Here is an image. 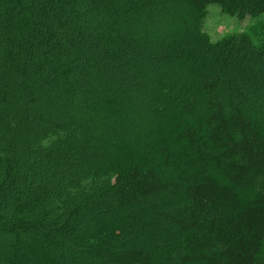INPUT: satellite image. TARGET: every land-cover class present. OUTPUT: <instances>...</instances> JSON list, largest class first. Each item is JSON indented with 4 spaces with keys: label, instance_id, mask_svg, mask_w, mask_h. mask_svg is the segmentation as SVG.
Listing matches in <instances>:
<instances>
[{
    "label": "trees",
    "instance_id": "1",
    "mask_svg": "<svg viewBox=\"0 0 264 264\" xmlns=\"http://www.w3.org/2000/svg\"><path fill=\"white\" fill-rule=\"evenodd\" d=\"M164 1L29 0V14L17 17L19 0H0V45L8 49L0 56V129L15 126L23 138L0 144V235L10 241L0 264H264V21L215 42L199 29L210 3L256 16L264 0H182L183 14ZM161 6L167 22L153 32ZM191 32L203 45L198 54L177 48ZM145 48L175 65L152 70L136 61ZM122 70L126 80L154 74L149 115L130 117L116 78ZM95 79L99 138L74 115L39 129L15 110L34 111L37 86L67 93ZM11 86L21 95L5 97ZM81 144L100 145L104 155L85 164L92 171L72 172L79 188L67 190V203L49 205L48 214L38 192L17 191L35 173L33 148L40 163Z\"/></svg>",
    "mask_w": 264,
    "mask_h": 264
},
{
    "label": "rangeland",
    "instance_id": "2",
    "mask_svg": "<svg viewBox=\"0 0 264 264\" xmlns=\"http://www.w3.org/2000/svg\"><path fill=\"white\" fill-rule=\"evenodd\" d=\"M7 1H9L10 3H15V1L17 0ZM19 2L21 4L20 8L22 9V12H14H17V17H19L20 14L24 15L25 17L30 12L29 0H19ZM183 3L184 2L182 0H167L164 1L163 4L169 7H171L172 5H176V7H174L175 12L177 14H183V10L186 11L187 8ZM4 10L5 9H1L0 11L3 12ZM167 16V11L164 10V6H161L158 13L155 14L153 19V21L155 22L154 27H152V30H154L153 32H157L159 29H161V26H163L167 22ZM261 21H264V13H261L256 16H252L250 14L230 15L228 13L223 12L218 4L210 3L206 8L205 16L202 17L199 22V29L202 33L207 34L211 41L215 42L229 34L238 33L241 31H249L252 25L257 24ZM9 29L12 30V26H10ZM188 36V41L186 40V38L178 40V51H180V47H182L183 45L187 49L186 54H188V52H191V54H198L200 51L203 50L202 43L198 39H196L194 32L189 33ZM7 50V46L5 44H1L0 56ZM167 51L172 52L173 50L171 51L167 49ZM203 52L206 53L205 58L209 59V52ZM134 58L136 61L139 60V58H142L147 64L152 66V70H155V68L162 70L161 66H163L164 69H169L175 65L174 60L172 58L166 56L165 54H160L159 50L157 49H153V51L150 52V50H147L145 48L140 55H135ZM124 71L125 70H122V72L119 73L116 78L118 82H125V84L122 85V88L128 96L126 101L127 112L129 113L130 117H133L134 115L140 116L143 114L149 115L151 112V107L150 104L146 101V95L148 94V91L154 89V84L156 83L154 74L149 75V78L147 77L146 80H144L145 77L143 75L145 74L140 76V74L135 72L132 73L131 78L126 80V77H124L126 73ZM13 80L18 82L16 77H14ZM100 83L102 82L97 81V79H95L93 84L91 82V85L88 88H83L81 83H76L73 85L72 90H67V93L65 91L62 92L59 90L58 92H56L53 83H48V86L44 85L45 87L43 89H41L40 86H37L36 88L40 90L36 92V101L30 107L33 108L34 111L30 113L23 107H16L17 109L15 110L20 111V113H23L20 115L26 116L25 120L27 119V122L29 124L35 123L36 125L40 126L39 129H44L45 127L49 126V123H67L69 121V118L74 115L77 118V121L89 123V132L99 138L101 137V135L96 130L95 126H99L98 123H100L104 118L102 114L100 112L98 113V111L96 110L95 106L97 103L96 101L94 102V100L101 97L102 95V91H100ZM1 90H3L2 86H0V96L2 94ZM17 91L18 90H16L14 86H11L9 93L5 97L14 98L12 97V95H21V87L19 89V93ZM86 100L88 102L87 105L89 106H87V108L80 109L86 104ZM15 106H18L17 103ZM88 107H91V109ZM72 112H75V114H73ZM30 115H32L33 118H31ZM34 117L42 118V120L34 119ZM16 120L19 121V119ZM8 121H12L13 123V119ZM109 123L114 125L112 120H109ZM21 126L23 129L24 125L21 124ZM129 128L131 131L133 130V128H131L130 126ZM39 129L34 132L37 139L34 141L32 139V147L33 144L35 145L36 141L38 140V136L40 134H38V132H40ZM20 130L18 131L15 126L13 129L12 127H9L7 129V126L5 124H2V127L0 129V144L8 145L11 142H14L16 146H20L22 144L23 139L21 138ZM39 140L41 141L38 143V145H41L42 147H48L51 144L48 141H44L42 138H40ZM55 143L56 142L54 141V144L52 145H55ZM81 145L82 147L75 146V149L73 151L70 150L71 152L65 151L66 153H62L60 157L52 155L49 158L48 162H44L41 160L40 163L36 162V160L38 161L39 158L37 157L38 154L33 148L32 151L28 152V159H31V161H33L35 166L32 170L35 173L27 174L22 179L23 182L18 183L17 191L26 190L31 194L33 192H38V194L43 197V202L44 200L46 202L43 203L41 210H44L48 214L51 213L48 210L49 205H56V208H58L59 206L64 205L65 202L67 203L66 199L63 198V195H65L67 193V190L69 191L70 188H75L76 186L79 188V183L75 184L77 182V179H70V175L72 174V172L80 168V172L78 174L79 177L81 173L92 171V166L88 168L87 166H85V164L88 162L95 163L102 157V155H104L103 150L98 147L100 145H97V147H92L90 145L84 144ZM64 146L67 148L69 144H65ZM64 146L61 148L65 149ZM12 147H14V145H12ZM44 151L42 153H44ZM25 166H27L26 162ZM23 167L20 168L19 166L18 170L23 169ZM48 171H50L51 173L45 174V172ZM17 172L18 171L14 172V176ZM50 209L53 210L52 207ZM9 244V239H5L0 235L1 254L9 247Z\"/></svg>",
    "mask_w": 264,
    "mask_h": 264
}]
</instances>
